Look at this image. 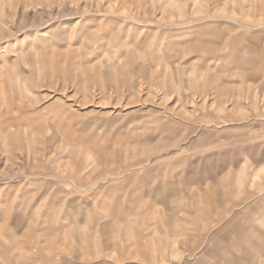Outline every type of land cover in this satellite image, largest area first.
I'll use <instances>...</instances> for the list:
<instances>
[{
    "label": "rangeland",
    "instance_id": "1",
    "mask_svg": "<svg viewBox=\"0 0 264 264\" xmlns=\"http://www.w3.org/2000/svg\"><path fill=\"white\" fill-rule=\"evenodd\" d=\"M0 264H264V0H0Z\"/></svg>",
    "mask_w": 264,
    "mask_h": 264
},
{
    "label": "crops",
    "instance_id": "2",
    "mask_svg": "<svg viewBox=\"0 0 264 264\" xmlns=\"http://www.w3.org/2000/svg\"><path fill=\"white\" fill-rule=\"evenodd\" d=\"M114 188H119V189H120V188H121V186H118V187H117V186H114Z\"/></svg>",
    "mask_w": 264,
    "mask_h": 264
}]
</instances>
